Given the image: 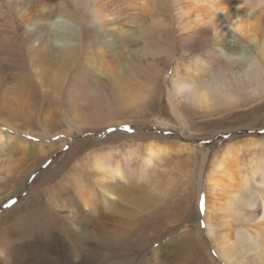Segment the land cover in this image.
<instances>
[{
    "label": "rangeland",
    "instance_id": "rangeland-1",
    "mask_svg": "<svg viewBox=\"0 0 264 264\" xmlns=\"http://www.w3.org/2000/svg\"><path fill=\"white\" fill-rule=\"evenodd\" d=\"M166 39V43L176 44L174 49L155 45V38L146 39L152 41L154 52L150 54L144 39L126 47L122 62L134 72L124 81L120 78L122 84H112L98 73L106 71L98 52L105 48L101 42L77 48L74 61L65 65L44 62L37 56L30 67L24 50L3 55L0 128L14 141L5 151L0 147V264H15V257L16 264L24 257L23 264H68L75 249L83 252L88 264H225L217 251L223 229L217 226L208 237L205 227L210 207L207 199L212 201L205 176L229 142L264 139V94L252 97L249 89L235 105L206 111L175 98L172 105L184 117L183 128L170 111L167 90L172 77L185 75L197 50L182 53L178 47L183 48L186 41ZM110 55L106 54L107 60ZM98 79L105 81L96 82ZM23 86L25 90L31 87L34 96L17 94ZM163 121L169 126L158 124ZM43 127L52 132L51 137L42 136ZM69 128L71 132L66 134ZM161 138L200 147L206 156L202 149L172 152L149 169L146 183L131 182L123 187L126 191L120 193L115 210L101 209L91 221L80 214L84 224L77 221L82 228L72 233L74 221L65 219L66 210L56 203L69 195L74 171L85 168L99 152L113 150L120 159L129 150L141 154L149 140ZM24 141L27 147L35 144L43 152L23 151ZM262 152L264 149L257 157ZM252 156L243 151L238 161L247 163ZM84 177L92 183V172ZM201 201L203 211L199 210ZM42 230H50V241L57 240L53 248L37 245ZM47 246L50 256L35 253L37 247Z\"/></svg>",
    "mask_w": 264,
    "mask_h": 264
},
{
    "label": "bare ground",
    "instance_id": "bare-ground-1",
    "mask_svg": "<svg viewBox=\"0 0 264 264\" xmlns=\"http://www.w3.org/2000/svg\"><path fill=\"white\" fill-rule=\"evenodd\" d=\"M225 8L229 9L227 15ZM173 37L186 41L183 48L178 47L182 53L197 50L184 69L185 75L172 77L167 90L170 111L183 128L184 117L172 105L175 98L186 101L197 111H206L235 105L249 89L252 97L264 94V0H0V68L5 62L3 55L21 50L26 52L30 67L37 56L44 62L48 59L53 64L65 65L68 60L74 61L77 48L89 42H101L105 48L102 47L104 51L99 48V62L105 60L106 71L98 70V73L112 84L123 83L134 72L122 62L126 47L144 39L146 53L150 54L154 52L152 41L146 39L155 38V45L162 44L170 51L176 44L165 41ZM113 72L118 79L112 76ZM24 88L17 94L34 96L31 87ZM2 123L6 122L2 120ZM158 124L169 126L164 121ZM3 130L0 128V147L5 151L14 139ZM70 132L69 128L66 134ZM51 133L42 128V136L51 137ZM22 145L29 154L43 152L35 144L27 147L24 141ZM194 149L202 148L161 138V141L149 140L141 154L136 149L129 150L120 159H116L113 150L99 152L91 156L85 168L79 166L74 171L69 195L58 199L56 206L66 210L65 219L74 221L70 231L77 233L78 227L82 228L77 221L84 224L80 214L91 221L101 209L115 210L120 193L126 191L125 185L146 183L149 169L163 158L172 152L192 153ZM263 149V138L231 141L210 164L205 176L207 191L212 196V201L207 199L210 207L205 227L208 237L217 226L223 229L217 251L225 264H232L233 260L236 264H264V152L259 157L256 155ZM243 151L253 153L247 163L238 161ZM202 152L205 157L206 150ZM88 172L93 173L92 183L84 181ZM48 232L42 230L36 237L37 245L43 243L53 248L57 244V240H49L52 237ZM51 248L34 250L48 257ZM74 253L69 256L68 264H88L83 260V252L75 249Z\"/></svg>",
    "mask_w": 264,
    "mask_h": 264
},
{
    "label": "snow or ice",
    "instance_id": "snow-or-ice-1",
    "mask_svg": "<svg viewBox=\"0 0 264 264\" xmlns=\"http://www.w3.org/2000/svg\"><path fill=\"white\" fill-rule=\"evenodd\" d=\"M223 11H224L225 15H227L229 9L225 8V9H223ZM237 30L239 31V29H237ZM112 131H114V130H112ZM128 131H131V129L129 128ZM199 210H200V211H203V210H204V204H203V201H201V204H200V208H199Z\"/></svg>",
    "mask_w": 264,
    "mask_h": 264
}]
</instances>
